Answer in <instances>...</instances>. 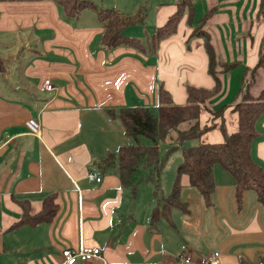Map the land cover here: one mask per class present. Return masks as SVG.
Wrapping results in <instances>:
<instances>
[{"label": "crops", "instance_id": "0c3cea01", "mask_svg": "<svg viewBox=\"0 0 264 264\" xmlns=\"http://www.w3.org/2000/svg\"><path fill=\"white\" fill-rule=\"evenodd\" d=\"M100 1L98 8L126 15L143 9V22L124 33L145 50L103 47L92 9L67 16L51 0L0 1V264H60L62 249L81 246L99 247L102 256L76 264H174L178 254L198 262L210 251L220 252L218 264H264V209L253 190L238 202L235 180L220 165L210 205L182 174L179 206L154 227L153 210L170 194L182 158L163 162L157 190L147 167L134 186L122 184L117 169L118 149L135 143L121 108L147 107L157 116L160 87L176 105L186 103L187 85L214 88L204 38L193 35L199 25L215 53L219 87L199 115L201 126H214L188 146L222 142V119L228 133L237 131L233 107L242 94H264V0H188L176 31L155 52L150 35L179 0ZM45 80L54 88L45 89ZM30 118L40 123L37 135L25 124ZM256 129L252 156L264 169V112ZM109 153L116 165L100 168ZM50 198L49 220L13 227Z\"/></svg>", "mask_w": 264, "mask_h": 264}, {"label": "trees", "instance_id": "16d2710c", "mask_svg": "<svg viewBox=\"0 0 264 264\" xmlns=\"http://www.w3.org/2000/svg\"><path fill=\"white\" fill-rule=\"evenodd\" d=\"M0 1H27V0H0ZM57 3L67 16H77L84 9L95 11L101 22L103 32L101 42L105 48L117 46H137L145 50L139 39L130 37L124 30L134 24L143 22L145 13L138 9L133 15H126L115 8H98L89 0H51ZM177 10L168 20L155 29L150 35L149 51L155 52L159 42L176 31L177 24L183 15L188 0H179ZM193 35L204 38L205 49L209 58V71L215 78L212 89L187 85V101L183 105L172 102L170 95L162 87L158 91V114L154 116L147 107H126L119 110L125 133L134 139V144H128L118 149L117 169L122 184L134 186V176L141 166L148 168L146 179L158 188L159 174L163 160H160L158 142L169 146V152L176 149L182 151V161L176 169V179L172 190L162 202L153 210L151 225L154 227L160 216H167L169 209L179 206V178L182 174L189 176L190 184L202 194L205 204L210 205V195L214 189L213 170L220 165L229 172L235 180V194L239 202L247 190H253L264 209V169L252 156V144L257 137L256 122L264 112V94L253 99L244 92L241 99L233 107L238 114V129L228 133L222 119L219 128L224 140L219 143H200L194 146H185L189 140L200 138L214 126H201L199 115L201 105L217 91L219 80L214 73L216 57L210 39L201 26H197ZM262 61H259L261 64ZM3 63L0 61V71ZM224 105L214 110V116L221 117ZM142 137L149 138L152 144L140 142ZM115 154L109 153L98 163L102 169L114 167ZM55 211L52 199L46 200V205L37 215L25 213L13 227L22 224H36L47 221Z\"/></svg>", "mask_w": 264, "mask_h": 264}, {"label": "built area", "instance_id": "2783aa9c", "mask_svg": "<svg viewBox=\"0 0 264 264\" xmlns=\"http://www.w3.org/2000/svg\"><path fill=\"white\" fill-rule=\"evenodd\" d=\"M43 87L48 90L54 88L49 80L44 81ZM25 124L30 133L36 135L40 133L41 126L37 120L30 118ZM87 177L90 180L101 181V177L95 172H89ZM101 256V249L99 247L81 246L77 249L64 248L60 252V264H76L78 261L86 262L94 258H100ZM174 258V264H218L220 252L210 251L198 262L193 261L190 256L183 254H178Z\"/></svg>", "mask_w": 264, "mask_h": 264}, {"label": "rangeland", "instance_id": "374dc122", "mask_svg": "<svg viewBox=\"0 0 264 264\" xmlns=\"http://www.w3.org/2000/svg\"><path fill=\"white\" fill-rule=\"evenodd\" d=\"M94 4H99L101 3L100 0H94L93 1ZM142 144H152L151 140L149 138L146 137H142L141 138ZM196 142V139L193 140H189L185 143L186 146L188 145H193ZM158 150H159V157L160 160H163V162H167L168 164H173L174 162H176V158H182V151L181 149H176L174 151L169 152V146L161 141L158 142ZM144 166H141L138 171H137V176H143L145 170H144Z\"/></svg>", "mask_w": 264, "mask_h": 264}]
</instances>
